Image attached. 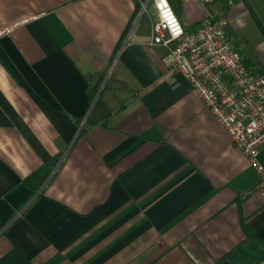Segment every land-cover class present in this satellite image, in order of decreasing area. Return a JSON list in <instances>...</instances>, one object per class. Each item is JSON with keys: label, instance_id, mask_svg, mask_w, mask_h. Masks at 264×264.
<instances>
[{"label": "crops", "instance_id": "0c3cea01", "mask_svg": "<svg viewBox=\"0 0 264 264\" xmlns=\"http://www.w3.org/2000/svg\"><path fill=\"white\" fill-rule=\"evenodd\" d=\"M142 1L0 0V264H264L258 174ZM168 1L264 77V0Z\"/></svg>", "mask_w": 264, "mask_h": 264}, {"label": "built area", "instance_id": "2783aa9c", "mask_svg": "<svg viewBox=\"0 0 264 264\" xmlns=\"http://www.w3.org/2000/svg\"><path fill=\"white\" fill-rule=\"evenodd\" d=\"M199 1L206 5L215 0ZM166 8L172 13L174 24L164 15L161 0L141 2V13H147L151 19L149 45L167 49L164 60L182 73L232 144L254 166L264 196V166L258 160L259 147L264 144V77L247 66L225 36L227 15L207 19L187 31L168 0ZM17 24L0 27V37L9 34Z\"/></svg>", "mask_w": 264, "mask_h": 264}, {"label": "trees", "instance_id": "16d2710c", "mask_svg": "<svg viewBox=\"0 0 264 264\" xmlns=\"http://www.w3.org/2000/svg\"><path fill=\"white\" fill-rule=\"evenodd\" d=\"M57 162H58L57 159H53L50 162L44 164L41 168H39L36 172H34L31 176H29V178L27 179V183H29L28 181L33 178L37 181L36 187H40L44 183V181L48 178L52 169L57 165Z\"/></svg>", "mask_w": 264, "mask_h": 264}, {"label": "snow or ice", "instance_id": "6c2138e0", "mask_svg": "<svg viewBox=\"0 0 264 264\" xmlns=\"http://www.w3.org/2000/svg\"><path fill=\"white\" fill-rule=\"evenodd\" d=\"M161 7L165 8L164 15L169 19L170 22L174 24L175 21L172 19V13L166 8V0H161Z\"/></svg>", "mask_w": 264, "mask_h": 264}, {"label": "rangeland", "instance_id": "374dc122", "mask_svg": "<svg viewBox=\"0 0 264 264\" xmlns=\"http://www.w3.org/2000/svg\"><path fill=\"white\" fill-rule=\"evenodd\" d=\"M226 36V35H225ZM230 41V40H229Z\"/></svg>", "mask_w": 264, "mask_h": 264}]
</instances>
